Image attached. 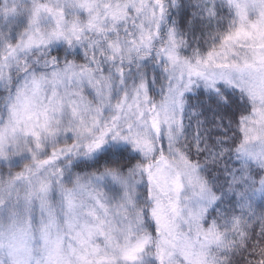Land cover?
<instances>
[{"label":"snow or ice","instance_id":"1","mask_svg":"<svg viewBox=\"0 0 264 264\" xmlns=\"http://www.w3.org/2000/svg\"><path fill=\"white\" fill-rule=\"evenodd\" d=\"M0 264H264V0H0Z\"/></svg>","mask_w":264,"mask_h":264},{"label":"trees","instance_id":"2","mask_svg":"<svg viewBox=\"0 0 264 264\" xmlns=\"http://www.w3.org/2000/svg\"><path fill=\"white\" fill-rule=\"evenodd\" d=\"M195 128H196V125H195V122H193L192 129L190 131V135L195 133ZM258 232H259V229H257V234H258Z\"/></svg>","mask_w":264,"mask_h":264}]
</instances>
